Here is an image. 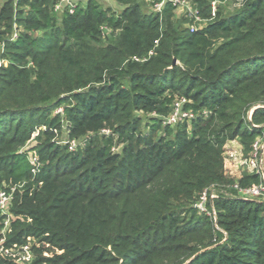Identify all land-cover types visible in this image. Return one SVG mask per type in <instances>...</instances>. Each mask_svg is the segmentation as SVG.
<instances>
[{
    "label": "trees",
    "instance_id": "obj_1",
    "mask_svg": "<svg viewBox=\"0 0 264 264\" xmlns=\"http://www.w3.org/2000/svg\"><path fill=\"white\" fill-rule=\"evenodd\" d=\"M3 1L0 42L6 53L0 59L9 57V63L0 73V116L22 115L0 118V144L9 132L28 140L35 118L58 127L50 116L58 106L72 135L102 127L113 133L87 140L75 152L44 139L34 177L24 154L1 150L0 184L4 177L24 182L10 208L16 220L6 244L31 236L51 246L44 250L51 257L40 251L31 264H264V203L214 199L219 229L193 207L213 186L260 181L257 175L227 176L224 144L238 137L249 152L264 135V0H243L227 15L220 8L193 32L171 21L173 7L153 15L143 10L144 0H114L122 7L118 14L97 0H80L60 16L54 12L58 0H18L13 7L12 0ZM190 2L209 16L210 0ZM13 10L20 31L6 42ZM102 26L112 34L103 38ZM178 95L191 101L187 108L210 115L175 125L173 136L168 126L156 139L136 135L134 111L166 117ZM41 105L48 112L39 113ZM152 121L153 133L160 120ZM114 134L124 145L120 153L111 151Z\"/></svg>",
    "mask_w": 264,
    "mask_h": 264
},
{
    "label": "built area",
    "instance_id": "obj_2",
    "mask_svg": "<svg viewBox=\"0 0 264 264\" xmlns=\"http://www.w3.org/2000/svg\"><path fill=\"white\" fill-rule=\"evenodd\" d=\"M80 0H58L54 5V12L62 14L64 11L71 14L74 9L79 6ZM113 2L114 0H108ZM150 9L149 13L153 15L161 16L166 7L171 6L183 18L188 21V30L190 32L201 30L209 22L216 18L217 12L220 8H231L232 11L240 9L244 1L243 0H210L209 7L210 12L208 17H202L199 11L193 7L190 0H144ZM101 36L103 38L110 36L112 30L107 26L100 28ZM13 36H17L14 33ZM157 45V41L155 42ZM155 45V46H156ZM153 54V50L148 52V56ZM135 62H143L146 58H132ZM188 100L186 98H175L171 105V110L166 117H163L164 123L170 126H175L181 123H187L198 119L207 118L210 115V111L202 109L200 111H194L186 107ZM57 113H63V108H58ZM104 136L110 135V130L102 131ZM113 134V133H112ZM264 135L257 138L250 147L248 154L239 161L240 169L239 174L235 179L240 178L244 174L257 175L260 181L257 184H251L247 187H240L237 182L232 185V189L236 191V194L246 200L260 199L264 201ZM68 149L74 152L76 148L74 141H67ZM115 148H111L112 152ZM31 166L30 173L34 177L40 171V162H38L35 155L27 157ZM23 186V185H22ZM20 186V187H22ZM21 189V188H20ZM18 189V190H20ZM214 196L210 190H204L198 197L197 201L193 204V207L200 213L214 215L213 200ZM11 197L4 191H0V217H1V230H0V261L5 260L11 264H31L34 258V246H36V239L31 236L21 243L6 244V236L11 231V221L9 220V204ZM31 241H33L31 243ZM44 255H47L44 253Z\"/></svg>",
    "mask_w": 264,
    "mask_h": 264
},
{
    "label": "rangeland",
    "instance_id": "obj_3",
    "mask_svg": "<svg viewBox=\"0 0 264 264\" xmlns=\"http://www.w3.org/2000/svg\"><path fill=\"white\" fill-rule=\"evenodd\" d=\"M18 0H12V7L15 5V3ZM83 1V0H82ZM4 1L0 0V6L3 5ZM97 3H99L102 7H110V9L118 14L121 11V6H119L118 4H116L114 1L110 2L108 0H97ZM143 10L145 12H149L150 9L148 7H143ZM231 12H233L231 10V8H222V15H227L230 14ZM13 20H12V28H11V33L10 35H8L9 39H6V42L8 41H14L18 34L20 29H18L17 27V23L13 22L14 19L17 16V13L15 12V10H13ZM60 16V13H59ZM183 17L178 14L177 12L174 13L171 16V21L172 22H176L180 25V30H185L188 29V21L187 20H182ZM14 33H17V36H13ZM34 37H38L40 35V33H34L33 34ZM117 35V34H115ZM5 41L0 42V55L2 53H6V49L4 47ZM158 44V41H157ZM11 52V51H10ZM9 58V57H8ZM8 58L5 59H0V73H1V68H7L8 66ZM134 58V57H133ZM141 63V62H139ZM31 63L28 64V66H30ZM178 65V62L176 61V64ZM0 78H2V75L0 74ZM123 83V85H126V81L123 79L121 81ZM1 86V83H0ZM186 98L183 96H176L175 98ZM188 100V99H186ZM191 101L188 100V103H190ZM255 107H262L261 105H256ZM58 108H62L61 106L58 107H54L51 108V115L50 116H56L59 120V124L58 127L53 128V129H49L46 125H43L41 121H39V119L35 118L33 122H31L33 124V132L31 133L30 137L28 140L26 141H20V138L18 137H10L11 136V132L8 133V140L5 144H0V155H3L1 150H4V148H6L8 151L7 153H12V154H16V155H25L26 158L29 156H33L35 155L37 157L38 162H40V166H42V162L39 159V156L37 154V147L39 146V144H41V142H43L44 139L46 138H50L51 142H53L57 147H59L60 149L63 148V146H66L68 149V144L67 141H74L76 148L73 149L75 151H81L82 148L84 147V143L88 140H92V141H96L99 140V137L104 136L102 131L103 130H110V135L112 136V130L109 129L108 127H102L101 129L97 130V131H90V132H81V130L74 132V134L72 135L71 132V127H70V121L69 118L66 116L64 110L63 113L59 114L57 113ZM38 112H43V110L46 112H48L49 107L46 105H41L39 107V109L37 108ZM250 111L251 108H249L248 110H246V114L244 117V121H249L250 120ZM13 112H10L8 115L6 116H0V118H2V120L4 119H8V118H13V117H19L20 115H13ZM8 116V117H7ZM133 116L138 120V127L136 129V135L140 136V137H144V136H149L150 134H152L153 138L156 139L157 136L161 135V136H165V133H163V130L161 127H165L168 126L171 130V133L169 134L170 136H173L174 134V129L175 126H170L164 123V119L161 116L156 115L154 112H148V111H144V110H136L133 112ZM160 120V124H159V129L156 132L151 131V126L150 124L153 122L152 120ZM26 122H28L27 117L25 118ZM114 145L112 146L113 148H115V152H121V148L122 146H124L123 144H119L117 143V134H114ZM264 139V138H262ZM126 144V143H125ZM68 151H70L68 149ZM74 151V152H75ZM71 152V151H70ZM248 154V151L245 150L244 146L242 145L240 138L236 137V138H227L224 144V168L226 170V174L227 176H230V178H235L238 176L239 174V169H240V164L239 161L242 160V158H244L246 155ZM61 155H63L62 151H59L57 156L60 157ZM28 160V159H27ZM24 184V182H13L9 177L5 178L3 180H1V184H0V191H4L6 192L10 197H11V201L9 204V211L10 208L13 206L14 202L17 200V196L20 194L18 189H20ZM210 191L212 192V195L215 197L214 199H217L219 197H224L227 199H241V200H246L244 198L239 197L236 193H234L232 191V188L230 187L229 184L223 185L221 187H216L213 186L210 188ZM254 203L257 204H263L264 201L260 200V199H255V200H250ZM215 214L214 215H208L206 214L208 217H210L211 220V224L210 227L213 226V228L215 229H219V227H217L216 224V211L214 209ZM9 220L15 221L16 217L10 212L9 215ZM9 234H7L8 236ZM6 236V239H7ZM225 237L226 234L224 233V238L219 242L220 244L223 243L225 241ZM33 241H31L32 243ZM218 243V244H219ZM36 246H34V256L39 253L40 251L42 252V255L44 257H51L52 252L50 251H44L46 249H50L51 250V246L46 244V243H42L36 240ZM216 245V243L214 244V246ZM44 253H46L47 255H44ZM56 253H59L58 251H56Z\"/></svg>",
    "mask_w": 264,
    "mask_h": 264
},
{
    "label": "water",
    "instance_id": "obj_4",
    "mask_svg": "<svg viewBox=\"0 0 264 264\" xmlns=\"http://www.w3.org/2000/svg\"><path fill=\"white\" fill-rule=\"evenodd\" d=\"M176 64V60L172 61V66H174Z\"/></svg>",
    "mask_w": 264,
    "mask_h": 264
}]
</instances>
